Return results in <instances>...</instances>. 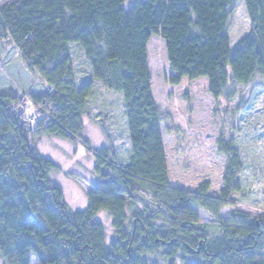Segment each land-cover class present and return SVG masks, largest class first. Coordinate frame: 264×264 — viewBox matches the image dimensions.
I'll return each mask as SVG.
<instances>
[{
	"label": "trees",
	"instance_id": "trees-1",
	"mask_svg": "<svg viewBox=\"0 0 264 264\" xmlns=\"http://www.w3.org/2000/svg\"><path fill=\"white\" fill-rule=\"evenodd\" d=\"M152 36L163 43L172 85L205 78L214 100L234 98L254 77L264 86V0H0V41L44 84L27 97L29 116L22 96L0 92V264H264V215L217 217L241 189L231 139L217 140L226 156L217 196L206 182L196 192L170 184L166 116L146 54ZM72 45L90 78L78 79ZM94 81L119 100L118 115L111 104L95 112L102 133L105 124L120 132L98 149L84 126ZM43 136L76 141L93 158L98 180L83 209H69L50 178L58 166L39 153ZM195 208L212 223H199Z\"/></svg>",
	"mask_w": 264,
	"mask_h": 264
},
{
	"label": "rangeland",
	"instance_id": "rangeland-1",
	"mask_svg": "<svg viewBox=\"0 0 264 264\" xmlns=\"http://www.w3.org/2000/svg\"><path fill=\"white\" fill-rule=\"evenodd\" d=\"M146 54L151 75V92L156 104L166 116L161 128V137L170 184L196 192L197 188L206 182L207 194L217 196L226 162V156L217 151V140L222 139L226 142L231 139L232 146L240 155L242 162L239 174L241 189L232 195V199L237 201L224 206L217 217L224 220L230 212L239 210L249 214L253 219H260L264 215L262 80L254 77L250 83L237 86L236 96L230 100L223 98L214 100L207 92L205 78L191 81L181 78L177 85L169 83L168 77L172 72L168 68L163 43L159 37L152 36L149 39ZM71 56L78 79L90 78L88 63L75 45H72ZM43 88L44 84L39 75L27 69L12 45L7 40L0 41V92L12 91L22 96L26 106L24 114L29 116L34 111L29 107L27 97L29 93L43 92ZM90 101V112L84 115L85 134L92 148L98 149L107 146L108 142H116L120 132L105 124L107 136L102 133L96 124L98 119L95 112L100 110V106L111 104L116 108L117 114L119 100L94 81L93 97ZM94 101L99 105L93 106ZM53 140L56 139L52 136H43L37 142V146L41 152L53 154ZM65 145L71 148L73 144L68 142ZM58 149L64 155L65 162H68L69 156L62 148ZM89 161L94 163L91 156L81 158V162L88 167ZM80 173L89 183L92 179L91 169L82 170ZM72 181V178L66 176L64 179L59 178L64 198L78 202L83 197V189ZM74 186L77 188L76 192L71 193L70 189ZM195 211L199 223H212L205 213L197 208ZM97 217L104 222L107 241L110 240L112 232L108 217L103 213H99ZM30 264H34L32 259ZM152 264L166 262L154 258Z\"/></svg>",
	"mask_w": 264,
	"mask_h": 264
},
{
	"label": "crops",
	"instance_id": "crops-1",
	"mask_svg": "<svg viewBox=\"0 0 264 264\" xmlns=\"http://www.w3.org/2000/svg\"><path fill=\"white\" fill-rule=\"evenodd\" d=\"M53 138L56 139V140H53L52 142L53 143L52 144L53 154H45L41 152V149L39 146H37V149L43 157L50 159L52 162H54L58 166V170H54L50 175V178L52 179L53 182H55L57 185L61 187L59 178L64 179L66 176L70 179L72 178L73 183H78L80 187L82 186L83 197L81 198L80 201L77 202L76 200L74 199L72 200L71 198H68V199L64 198V201L67 204L68 208L71 210L83 209L86 203L85 195L87 191L90 189V186L96 183L98 180L97 175L93 171L94 163L93 162L91 163V161H89V167H88L81 162V158H84V157L90 158V155L85 151L84 147L78 142L64 140V139H60L56 137H53ZM68 142L73 144L71 148L68 145H65ZM58 148H62L64 152L69 156L68 162H65L64 155L60 153ZM88 169H91V178H92L89 181V183H87V181L85 180V176L84 175L82 176L80 173L82 170H88ZM66 172L68 174H66ZM75 187L76 186L71 187L70 189L71 193L76 192L77 188ZM61 190H62V187H61Z\"/></svg>",
	"mask_w": 264,
	"mask_h": 264
}]
</instances>
